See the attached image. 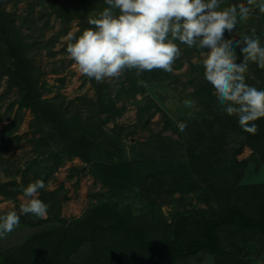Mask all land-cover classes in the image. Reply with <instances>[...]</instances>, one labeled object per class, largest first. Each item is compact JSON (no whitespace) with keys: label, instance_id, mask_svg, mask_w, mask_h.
<instances>
[{"label":"trees","instance_id":"16d2710c","mask_svg":"<svg viewBox=\"0 0 264 264\" xmlns=\"http://www.w3.org/2000/svg\"><path fill=\"white\" fill-rule=\"evenodd\" d=\"M240 3L246 0H222L218 10ZM105 7L103 0H0V84H5L0 109L9 98L4 113L11 115L17 107L11 122L0 127V173L8 178L0 181V198L17 204L25 186L38 179L46 185L56 167L71 158L85 164L87 173L106 188L91 211L71 220L59 216L62 189H41L38 198L49 206L47 218L18 213L19 226L38 230L16 244H0V264H70L72 256L78 260L73 264H256L264 259V183L241 186L247 163L237 156L248 147L253 160L264 162V118L254 122L257 133L248 134L236 116L222 110L204 79L198 48L177 41L181 56L172 72L154 69L138 75L135 69L125 70L119 88L84 77L95 92L93 97L69 100L58 92L63 76L56 78L57 86L45 81L48 73L58 76L65 69L62 56L53 59L67 53V45L59 51L54 47L72 23L77 21L78 36L93 27L89 21ZM57 21L59 29L45 40V32ZM244 35H259L264 46V13L258 8L248 21H238L231 34L225 32L227 39L241 40ZM43 49L49 71L37 62ZM194 58L198 62H192ZM184 63L196 75L181 82L173 72ZM246 83L264 89V69L249 62ZM55 88L54 95L45 96ZM188 88L191 93L185 92ZM167 102L194 107H183L191 111L174 119L163 111ZM128 104L136 109L134 131L148 130L158 114L177 139L158 133L127 148L125 138L134 132H125L116 120ZM24 110L32 116L34 157L25 163L17 181L20 169L13 172L5 155L22 139L17 131ZM109 122L114 124L106 132L103 127ZM180 122L187 123L183 132L178 129ZM189 195L196 206L180 211ZM166 198L174 207L168 219L157 202ZM249 246L257 248L252 260L245 258Z\"/></svg>","mask_w":264,"mask_h":264},{"label":"clouds","instance_id":"9594fccd","mask_svg":"<svg viewBox=\"0 0 264 264\" xmlns=\"http://www.w3.org/2000/svg\"><path fill=\"white\" fill-rule=\"evenodd\" d=\"M106 7L93 26L78 36L69 32L66 51L83 76L104 82L118 79L125 70L138 75L154 69L172 72L181 56L176 43L196 47L203 56L204 79L214 89L218 105L238 118L242 131L256 134L255 121L264 118V89L246 83L249 62L264 69V46L259 35L241 40L225 38L238 21H248L254 10L264 13V3L246 0L221 9L222 0H103ZM241 44L243 47H241ZM239 49L240 55H237ZM242 57V58H241ZM187 128L178 124L179 131ZM45 188L42 179L22 189L20 214L47 218L48 205L38 198ZM20 215L12 210L0 216V238L19 227Z\"/></svg>","mask_w":264,"mask_h":264},{"label":"rangeland","instance_id":"374dc122","mask_svg":"<svg viewBox=\"0 0 264 264\" xmlns=\"http://www.w3.org/2000/svg\"><path fill=\"white\" fill-rule=\"evenodd\" d=\"M21 5L19 6V9H21ZM53 22V18L51 19ZM53 25V28L50 30H47L45 32V40L48 39L54 32H56L59 29V22L51 23ZM79 31V27L77 26V21H74L71 25V28L67 32H72L77 35ZM67 34L60 39L58 43L55 44L54 50L59 51L60 49H63L65 45H67L68 41H66L64 38L67 36ZM66 49V48H65ZM64 59L65 61V69L62 71L61 75H53L51 73H48L45 76V81L49 85H59V83H56V78L64 77V82L62 84L61 89L58 91L61 93L62 96L70 99H75L76 97L81 96H94V90L90 87V83L87 81V83L83 82V78L85 76L81 75L76 68L74 67V61L69 57V55L64 52L63 54L58 53L56 57L53 59L54 61L59 60L60 58ZM37 62L40 64L42 68H44L45 71H49L51 68V65L48 64L50 62L49 59L45 57V50L43 49L41 53L38 56ZM201 58L203 56L200 55ZM192 62H198V58H194ZM196 70H190V67L187 63H184L182 68L179 71L173 72V74L180 75V81L185 82L187 80L188 75H196ZM122 78L118 79H109L106 80L107 82H110L115 88H119L121 85ZM5 87L4 82L0 84V94L3 91ZM187 93H191L192 89L188 88ZM56 93V88L53 89L52 93L45 95L52 96ZM137 99H140V95L136 97ZM12 99L9 98L8 100L4 101L1 109L0 114L3 117V122H0V127L4 124H7L11 122L13 119V114L17 107L15 106L12 114L9 115L8 113H4L6 106L8 105L9 101ZM79 106V110L84 112L83 105L78 102L77 104ZM121 103H117V107H120ZM189 108L192 109L194 105L192 103H188L186 106L178 104L175 105L171 102H167L165 104V108H163V111L170 115L172 118L176 119V116L184 113L186 110H182ZM196 108V107H195ZM189 112L191 110H188ZM186 111V112H188ZM23 112V119L20 123L19 129L17 131V134L20 136L21 141L20 143L10 149V151L5 155V158H8L10 163L12 164L11 170L13 172L17 171V168L19 174L16 173V180L20 181V173L22 172L23 167L25 166V163L31 160L34 157V152L32 151L33 143L30 142V139L32 138V133L29 129V122L32 118L31 114L29 113V110H24ZM188 112V113H189ZM116 122L121 123L124 125L125 132L127 130L133 131V134H129L125 138L127 148L128 146L133 144L135 141H146V139L151 135H157L158 133H161L162 136L166 138H172L177 139V135L172 133L170 129L164 128V124L162 122L161 116L156 114L153 116V118L150 120V123L148 124L147 128L148 130H141L140 128H137L134 131L133 126L137 122V116H136V109L128 104L126 106V110L123 114V116L117 118ZM114 123L109 122L107 125H104V129H106V132H108ZM252 153L251 149L248 147H244L241 151V153L237 156V159L239 161L243 160L246 161L245 169L243 172L242 179L240 181V185H257V184H263L264 183V162H258L255 158L252 159ZM40 159V158H39ZM47 165H51V162H47ZM88 167L85 166V164L81 163L79 159L77 158H71L70 160H65L61 166H57L56 169L53 172V178L48 180L45 185V190H55V189H62L59 197L63 201L61 204V207L59 208V216L71 220V219H79L81 218L86 212L91 211L92 205H94L97 202L98 194L103 193L106 191V188L100 183V181L95 178L94 176H91L87 173ZM28 177H31V174H28ZM8 178L4 177L2 173H0V181H7ZM39 196V195H38ZM178 197V195H175L173 198ZM191 195L187 196V199L185 201L184 206L180 209V211L190 210L193 206H196V200L194 198H191ZM18 203H14L12 201L3 200L0 198V212H8L12 210L13 205H15V210L17 213L19 212V205L23 202V196L19 195L17 196ZM169 199V198H168ZM167 198L165 201H161V199L157 200L158 203L161 205L162 212L166 215L167 219L170 217V214L172 210L174 209L173 204L167 203ZM198 206H203L202 204H198ZM45 219V218H44ZM38 229L32 228V227H17L14 229L13 232L7 234L5 238H0V244L3 245H13L18 242H20L25 236L31 234L32 232L36 231ZM257 248L255 246H249L247 251L250 255L245 256V258L254 259L256 256V250ZM264 254V251L262 252ZM84 259V257H80L79 260ZM75 256H72L70 259V264H73L77 262ZM210 261V260H207ZM256 264H264V259L257 260Z\"/></svg>","mask_w":264,"mask_h":264}]
</instances>
